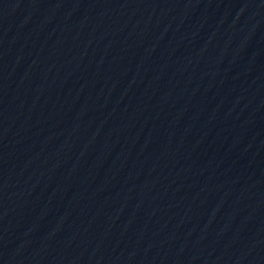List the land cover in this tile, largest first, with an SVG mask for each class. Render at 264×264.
<instances>
[{
    "label": "water",
    "instance_id": "1",
    "mask_svg": "<svg viewBox=\"0 0 264 264\" xmlns=\"http://www.w3.org/2000/svg\"><path fill=\"white\" fill-rule=\"evenodd\" d=\"M0 264H264V0H0Z\"/></svg>",
    "mask_w": 264,
    "mask_h": 264
}]
</instances>
